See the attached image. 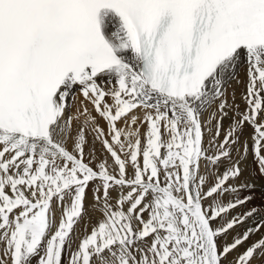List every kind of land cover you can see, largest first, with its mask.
<instances>
[{
	"label": "snow or ice",
	"instance_id": "6c2138e0",
	"mask_svg": "<svg viewBox=\"0 0 264 264\" xmlns=\"http://www.w3.org/2000/svg\"><path fill=\"white\" fill-rule=\"evenodd\" d=\"M257 180L264 0H0V264H264Z\"/></svg>",
	"mask_w": 264,
	"mask_h": 264
},
{
	"label": "rangeland",
	"instance_id": "374dc122",
	"mask_svg": "<svg viewBox=\"0 0 264 264\" xmlns=\"http://www.w3.org/2000/svg\"><path fill=\"white\" fill-rule=\"evenodd\" d=\"M240 79H241V81H245L246 80L245 73H244L243 70H241V72H240ZM232 89H235L236 103H239L238 99H241L242 94L245 92V83L237 84L235 81H233L232 86L229 89V92H231ZM242 105L245 106V104H242ZM247 128L252 130V128H250V127H247ZM252 132H253V130H252ZM245 135H244V137H242V140H247L248 143L251 145V143H252V139H251L252 134L250 135V137H248L249 136L248 134H245ZM221 139H222V137H221ZM251 161H252V157H251V154H250L246 164L242 165V167H245V169H246L245 170V178H251L250 175H249L250 170H251L250 167L253 166ZM255 197H256V199L253 201V203H255V205L258 208H260L262 211H264V180H257V189H256V192H255ZM91 204H92V193L89 192L87 194V198H86V207L89 208V211H88V215L85 217V220L87 221L89 218H91L92 221L94 222L99 214L96 213V212L91 211V207H90ZM58 217H59V213H58ZM91 226H92L91 223H89V225H88L89 230H90ZM84 227H85L84 222H81L80 229L83 230ZM229 239H231V238H229ZM252 239H257V237L254 236ZM249 243H251V241H249ZM241 251H243V249H241ZM235 255H236V253H233L232 256L229 257V259H232V257H234Z\"/></svg>",
	"mask_w": 264,
	"mask_h": 264
},
{
	"label": "bare ground",
	"instance_id": "6f19581e",
	"mask_svg": "<svg viewBox=\"0 0 264 264\" xmlns=\"http://www.w3.org/2000/svg\"><path fill=\"white\" fill-rule=\"evenodd\" d=\"M239 98H240V97H239ZM238 102L240 103V104H239V103H238V104L240 105L241 110H243L244 107H245V106L242 105V104H244L243 100H242V99H238ZM89 107H91V106H89ZM102 123H103V122H102ZM224 124H225V127H227V126H228V121L225 120ZM252 133H253V132H252L251 129L245 127V134H248V135H249L248 137H250V135H251ZM245 136H246V135H245ZM249 145H250V144H249ZM252 167H254V165H253ZM252 167H250V168H252ZM254 204H255V203H254Z\"/></svg>",
	"mask_w": 264,
	"mask_h": 264
}]
</instances>
